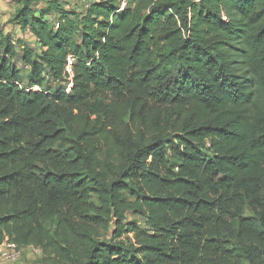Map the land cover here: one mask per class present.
<instances>
[{
	"label": "trees",
	"instance_id": "1",
	"mask_svg": "<svg viewBox=\"0 0 264 264\" xmlns=\"http://www.w3.org/2000/svg\"><path fill=\"white\" fill-rule=\"evenodd\" d=\"M13 1L40 52L0 30V245L264 264V0Z\"/></svg>",
	"mask_w": 264,
	"mask_h": 264
},
{
	"label": "rangeland",
	"instance_id": "2",
	"mask_svg": "<svg viewBox=\"0 0 264 264\" xmlns=\"http://www.w3.org/2000/svg\"><path fill=\"white\" fill-rule=\"evenodd\" d=\"M65 2H69L70 4L72 5H75L77 3L79 4H85V2H92L93 0H63ZM1 3L2 5L5 7L6 11L8 12H12L11 15H13V13L15 12V10L13 9V2L12 0H1ZM12 17V16H11ZM2 17L0 16V21H3V19H1ZM10 20V19H9ZM2 23L0 24V29L2 27ZM8 25H11L10 22L8 23ZM6 35L9 34L11 35V33H5ZM13 41L17 44H24L26 45L27 47L29 48H32V49H36L37 51L40 52V48H37L35 46V41L32 40V38L29 36V34H26V35H22L21 37H18L17 35H14L13 38ZM18 66L19 67H22V64L20 62H17ZM29 72V68H26L25 69V72H24V77L27 76ZM69 79L67 80V82L64 83V85L68 88V84H69ZM35 91H37L38 89H34ZM130 221H137L138 224H141L142 226L145 225L144 221L142 219H140L139 217H136V216H131L129 218ZM113 228L109 230V233L107 235V238L109 240H111L113 238V236L115 235V232H116V228H117V222H114L113 224ZM125 239V238H123ZM41 259H42V256L41 254L39 253L38 250L36 249H28V250H25L23 252V256L22 258L20 259V261L16 264H42L41 262Z\"/></svg>",
	"mask_w": 264,
	"mask_h": 264
},
{
	"label": "built area",
	"instance_id": "3",
	"mask_svg": "<svg viewBox=\"0 0 264 264\" xmlns=\"http://www.w3.org/2000/svg\"><path fill=\"white\" fill-rule=\"evenodd\" d=\"M75 59L70 56L68 58V63L65 68V73L68 75L69 84L67 88V93H70L71 88L73 87V66ZM38 89V88H35ZM15 243L6 239L3 244L0 245V264H16L20 261L23 256V252ZM39 251V250H38ZM40 253V251H39Z\"/></svg>",
	"mask_w": 264,
	"mask_h": 264
},
{
	"label": "crops",
	"instance_id": "4",
	"mask_svg": "<svg viewBox=\"0 0 264 264\" xmlns=\"http://www.w3.org/2000/svg\"><path fill=\"white\" fill-rule=\"evenodd\" d=\"M12 4H13V9L15 10L17 5L14 3V1L12 0ZM12 12H8L6 11L5 7L2 5L1 3V0H0V16L2 17L1 19H3V21H0V24L2 23V27L0 30L3 31V33H11V35L9 34H5L6 36L10 37V38H13L14 35H17L18 37H21L22 35H26V34H29V33H23L21 31V29H19L18 27H15L13 25H8L9 23V19L11 18V15ZM29 36L32 38V40L34 41L32 35L29 34Z\"/></svg>",
	"mask_w": 264,
	"mask_h": 264
},
{
	"label": "water",
	"instance_id": "5",
	"mask_svg": "<svg viewBox=\"0 0 264 264\" xmlns=\"http://www.w3.org/2000/svg\"><path fill=\"white\" fill-rule=\"evenodd\" d=\"M113 228V225H111V229Z\"/></svg>",
	"mask_w": 264,
	"mask_h": 264
}]
</instances>
